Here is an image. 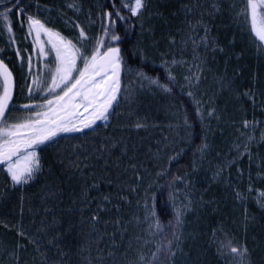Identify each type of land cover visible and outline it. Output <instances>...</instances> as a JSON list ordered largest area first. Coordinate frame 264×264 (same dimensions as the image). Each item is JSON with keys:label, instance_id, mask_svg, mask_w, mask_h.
Wrapping results in <instances>:
<instances>
[{"label": "rangeland", "instance_id": "1", "mask_svg": "<svg viewBox=\"0 0 264 264\" xmlns=\"http://www.w3.org/2000/svg\"><path fill=\"white\" fill-rule=\"evenodd\" d=\"M182 2L186 5L171 10L142 8L134 46L142 59L174 77L195 104L205 130L192 172L172 191L175 214L183 210L178 223L182 228L177 248L162 264L188 261L182 249L183 239L192 234L187 227L203 221L204 204L212 211L213 196L206 202V192L218 183V176L223 178L220 199L228 205L227 220L238 237L225 232L217 238L215 264H264V174L258 172L264 160L253 155V149L259 156L257 148L264 147V42L250 30L247 0ZM60 4L78 21H86L88 29L97 24L100 30L105 24L99 0ZM215 28L218 35L213 34ZM67 30L74 31L68 25ZM239 47L245 52L243 69L231 64L242 57L235 51ZM39 59L34 77L49 59L53 63L48 66L54 68V53ZM138 72L143 71L122 66L113 115L97 127L63 134L45 145L37 153L41 169L27 184H11L0 169V207L14 215L17 203L18 215L31 217L30 228L54 251L55 264H150L159 254L161 233L152 215L155 192L189 146L191 131L169 92L150 85ZM190 76L195 79H187ZM236 83L245 88L234 92V112L257 113L252 120L232 123L233 118L219 113L232 102L225 89ZM36 98V104L44 102ZM18 187L22 192L15 197L12 191ZM231 247L247 252L234 256Z\"/></svg>", "mask_w": 264, "mask_h": 264}, {"label": "snow or ice", "instance_id": "2", "mask_svg": "<svg viewBox=\"0 0 264 264\" xmlns=\"http://www.w3.org/2000/svg\"><path fill=\"white\" fill-rule=\"evenodd\" d=\"M16 7L19 8V3ZM70 7L75 6L70 5ZM144 7V0H134V3L133 0H124L123 4V8L132 16H137ZM12 10L15 9L0 14V35L5 30L9 34L13 32L10 19ZM121 10L103 13L108 20L106 32H111L113 24L121 20L127 22L126 18L121 17ZM247 10L255 36L259 41L264 42V0H247ZM18 16L22 21L21 26L24 27V9L19 10ZM112 17L116 19L113 20ZM26 19L29 35L35 33L33 53L41 58L50 57L54 53V68L48 66L53 61L47 60L45 68L40 70V74H37L29 85V97L34 99L38 95L44 102L23 105L22 107L33 112V115L9 124L7 119L9 102L12 100V73L0 59V80L3 82L2 94H0V165L6 166L7 175L14 185L27 184L40 171L41 164L37 151L41 146L53 143L60 133L92 129L97 121H107L113 115L114 108L119 103L121 69L125 63L121 48L113 46L121 42L122 38L119 36L112 35L110 40H97L89 51L90 38L86 36L83 28L79 32L78 47L59 32L46 28L40 20L32 16ZM76 27L81 26L76 25ZM42 32L47 37V48L40 39ZM14 42L13 37L9 43ZM17 55L19 56L20 53L17 52ZM78 61L83 65L82 67ZM28 64L31 74V57L28 59ZM138 75L164 92L174 91V77L170 75L167 76L166 83L160 82L164 77L153 79L144 72H138ZM187 79L192 80L195 77L190 76ZM213 114L209 113L210 116ZM162 194L157 195V201ZM170 210V206L165 203L160 205L158 213L152 215H167ZM182 214L183 210L177 212V223L180 222ZM164 227L170 229L171 225ZM246 252V248L243 250L230 248V253L234 256L243 257Z\"/></svg>", "mask_w": 264, "mask_h": 264}, {"label": "trees", "instance_id": "3", "mask_svg": "<svg viewBox=\"0 0 264 264\" xmlns=\"http://www.w3.org/2000/svg\"><path fill=\"white\" fill-rule=\"evenodd\" d=\"M57 1L58 0H22L21 2V0H16V2H10V0H0V14L17 8L16 4L19 3V8H50L52 20L54 14L60 15L57 8H62L61 4ZM161 1L162 3L160 0H144L145 8L154 12L157 11L158 8L162 11L164 8L165 10L168 8L171 10L173 8H177L178 6L186 5L185 2H182L183 0ZM99 2L101 4L100 12L102 16L103 13L122 9L120 11V15L121 17L126 18L127 21L124 22L121 20L120 22L113 24L112 31L106 32L108 20L103 16L102 18L105 24L101 26L102 30L100 29L99 40H110L112 35L121 37V42L119 44H114L113 46L121 48L122 57L125 62L124 65L143 71L148 76L153 78L164 77L160 82L166 83L168 74H166L162 68L157 67L153 61L142 59L141 56L136 54L134 51V46L137 38L139 37V17H133L127 9L123 8L124 0H99ZM14 11L15 10L11 11V22L14 20ZM112 19L115 20L116 17H112ZM249 27L251 28V25ZM226 33L229 36L232 32L228 29ZM213 34L218 35L216 28L213 31ZM225 34L221 33V37ZM10 35L11 34L5 30L0 37ZM0 45H2L1 42ZM235 51L242 52L240 53L242 54V57L237 60L238 62L232 61L231 64L237 65L239 68L243 69L247 66L243 58L245 55L244 48L239 47V49L237 48ZM0 55L3 56L2 52H0ZM144 65H147V67H143ZM250 65L253 64L251 63ZM173 85H175V87L174 91L171 93L192 126V138L187 150L184 151L180 158L171 166L169 172L161 181L155 192L153 200V213H158L160 205L165 203L170 206L171 210L167 215L153 216L155 225L161 233V246L158 252L159 254L157 253L158 256L153 259L150 264H157L155 261H159V264L164 263L167 261L170 254H172V251L177 248V232L182 227H180V225L176 222V214L171 201L172 187H174L176 183L182 182V177L185 174L192 172L193 162L199 156L205 137L204 126L200 122L195 105H192L187 96L177 87L175 79L173 80ZM171 86L172 85H170V87ZM46 166L51 167L49 162H47ZM211 189H209V193L206 192V195L208 196L206 197L207 201H205L211 202V198L213 196L212 201H214V206L212 204V211L215 209L216 213L214 214L212 211L208 212L210 208L204 206V204L202 206L203 209L200 210L202 211L200 219L203 218V221L201 223L198 221L193 225L189 224L187 227V234L189 232L192 233L190 238L187 240V237L183 239L184 241L182 244V249H184V251H186L185 254H188L189 256L187 264H215L213 258L214 252L212 250L213 248L209 246L210 241H216L222 233H228V230L232 229L227 220L229 218L227 203H223L221 201V195H219L218 192L210 194L214 192V190ZM20 192H22V189L18 187L12 191V194H15V197H17ZM159 193L163 194L159 196V200L157 201V195ZM15 205L17 207L18 204L15 203ZM16 207L14 209V215L10 214L11 212L8 207H0V264H55L56 254L54 251L46 247L45 241H43L42 238L37 239L39 237L35 236L34 230H32V227L30 228V225H32L30 219L31 217L29 215L20 217L17 213L18 210ZM10 209L12 208L10 207ZM168 224L171 225L170 229H166L164 227ZM204 224L208 226L206 229Z\"/></svg>", "mask_w": 264, "mask_h": 264}, {"label": "flooded vegetation", "instance_id": "4", "mask_svg": "<svg viewBox=\"0 0 264 264\" xmlns=\"http://www.w3.org/2000/svg\"><path fill=\"white\" fill-rule=\"evenodd\" d=\"M14 20L11 22L13 32L10 36L0 37V52L3 56L0 55V59L4 61L9 71L12 73V100L9 102L10 107L8 110V119L7 123L12 124L19 122L20 120L27 118L33 115V112L24 109L23 105H35V99L29 97V85L34 78L36 73L38 63L40 61L39 56L33 53V41L35 39V33L33 32L29 35V29L27 26V17L32 16L35 19L40 20L46 28L59 32L67 40H71L74 44H77L79 47V32L83 26L86 28V36L90 38L89 51L93 46H95L97 40H99L100 30L99 26H91L88 29L86 21H78V18L75 17L70 8H57L60 12L59 14H54L51 20L50 8H22L24 9V27L21 26L22 21L18 16V12L21 8H14ZM42 11L43 14L37 12ZM82 22V23H81ZM67 25L70 29L68 31ZM80 25L81 27H76ZM15 38L14 43H9L10 39ZM95 39L93 40V38ZM41 40L47 42V37L41 33ZM38 47V46H37ZM17 52L20 55H17ZM32 58V71L29 74V64L28 59ZM3 82L0 80V94H2ZM42 104V103H41ZM36 111V110H33ZM101 125V121H97L95 127ZM85 129L84 131H86ZM75 133V132H72ZM72 133H60L58 136ZM57 136V137H58ZM56 137V138H57ZM47 145V144H46ZM44 146H41L38 151H42ZM0 165V169H1Z\"/></svg>", "mask_w": 264, "mask_h": 264}, {"label": "bare ground", "instance_id": "5", "mask_svg": "<svg viewBox=\"0 0 264 264\" xmlns=\"http://www.w3.org/2000/svg\"><path fill=\"white\" fill-rule=\"evenodd\" d=\"M60 1L61 0H58L57 2L58 3H60ZM133 3H134V0H133ZM37 13H39V14H43V12L42 11H39V12H37ZM100 29L102 30V27H100ZM250 30H251V28H250ZM155 63V62H154ZM156 64V63H155ZM156 66L157 67H160V68H162L161 66H159L158 64H156ZM132 68H134V67H132ZM163 69V68H162ZM163 71H164V69H163ZM121 72H122V69H121ZM176 85H177V87L182 91V89L180 88V86H179V84L176 82ZM236 88V89H235ZM245 88V86H240V85H238L237 83L235 84V86L234 87H227V89H225V96L228 98V99H230V101H232V102H230L229 103V105H228V107L227 108H222V109H220L219 110V113H220V115L222 114L223 116H224V118L225 117H229V118H233V121H232V123H239L241 120H243V118H246V119H249V120H252L253 118H254V115L256 116L257 115V113H253V114H251V115H246V113H247V111H245V109H243L242 111L243 112H234V107L232 106V104L234 105V100H232V99H235V97H234V92H238V93H240L241 92V90L242 89H244ZM260 89L262 90V87L260 86ZM183 92V91H182ZM184 93V92H183ZM185 94V93H184ZM262 94L264 95V92L262 91ZM169 95L174 99V96H173V94L171 93V92H169ZM186 95V94H185ZM188 98V97H187ZM189 99V98H188ZM175 100V99H174ZM176 101V100H175ZM189 101L191 102V104L192 105H195L190 99H189ZM176 103H178L177 101H176ZM237 103L238 102H235V108H236V106H237ZM179 105V104H178ZM231 108H233V109H231ZM180 109H181V107H180ZM112 109H110V111H111ZM181 112L184 114V117H185V119L187 120V122H188V125H189V127H190V131L192 130V126H191V124H190V122H189V120H188V118L186 117V115H185V113L182 111V109H181ZM200 122L202 123V121H201V119H200ZM101 124H103L102 123V121H101ZM191 138H192V131H191ZM187 150V148L185 149V151ZM256 150L255 149H253V153H255V154H253L254 155V158H257V157H261V158H263V160H264V147L262 146V147H258L257 148V151L259 152V156H257V152H255ZM173 165V164H172ZM171 165V166H172ZM171 166H170V168H171ZM169 168V169H170ZM3 172L5 173V175L7 176V178H8V180L11 182V180H10V178L8 177V175H7V172H6V166H4V168H3ZM169 172V170L167 171V173ZM260 174L261 173H263L264 174V161H263V165L261 166V168L259 169V171H258ZM167 173H166V175H167ZM165 175V176H166ZM216 182H218V183H216V184H214V185H212L213 187H211L213 190H214V192L213 193H210V194H214L215 192H218V194L219 195H221V193H223V191L220 189L221 188V183L223 182V178L221 177V176H218V178H217V181ZM261 184L263 183V185H264V181L262 180L261 182H260ZM11 184H13L12 182H11ZM14 185V184H13ZM15 186H20V185H15ZM173 188L174 187H172V191H173ZM211 189V190H212ZM220 189V191H218ZM172 191H171V194H172ZM206 205V204H205ZM153 219H154V217H153ZM187 231V230H186ZM233 232V238H235V237H238V235H237V233H236V230L234 231V229L232 228V229H230V230H228V233H232ZM230 236H231V234H230ZM240 236V235H239ZM255 237L257 238L258 237V234H257V232L255 233ZM259 238V237H258ZM257 238V239H258ZM256 239V240H257ZM216 243V241H210V244H209V246L211 247V248H213L212 250L214 251L216 248H217V244H215ZM209 246H208V248H209ZM173 251H175V249L173 250ZM172 251V252H173ZM222 257V256H221ZM186 261V260H185ZM183 264H187V262L186 263H183Z\"/></svg>", "mask_w": 264, "mask_h": 264}, {"label": "water", "instance_id": "6", "mask_svg": "<svg viewBox=\"0 0 264 264\" xmlns=\"http://www.w3.org/2000/svg\"><path fill=\"white\" fill-rule=\"evenodd\" d=\"M5 165H3V168H4Z\"/></svg>", "mask_w": 264, "mask_h": 264}]
</instances>
